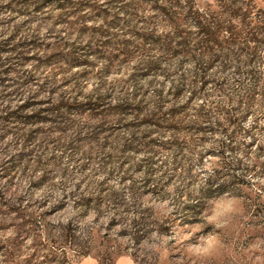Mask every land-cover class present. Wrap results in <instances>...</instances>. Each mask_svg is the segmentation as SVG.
I'll list each match as a JSON object with an SVG mask.
<instances>
[{"label": "rangeland", "instance_id": "1", "mask_svg": "<svg viewBox=\"0 0 264 264\" xmlns=\"http://www.w3.org/2000/svg\"><path fill=\"white\" fill-rule=\"evenodd\" d=\"M245 5L264 16V0H0V264H264L263 48L200 56L187 15ZM182 76L179 102L198 92L212 130L175 151L145 117ZM214 172L225 187L185 220ZM221 201L233 210L217 227Z\"/></svg>", "mask_w": 264, "mask_h": 264}, {"label": "trees", "instance_id": "2", "mask_svg": "<svg viewBox=\"0 0 264 264\" xmlns=\"http://www.w3.org/2000/svg\"><path fill=\"white\" fill-rule=\"evenodd\" d=\"M253 9V7L248 5L240 8L236 7L232 13L227 12L230 14L228 15L229 19L224 21L217 17L219 14L224 13L222 9L214 15L215 12L208 10V8L206 10L202 9L200 12L197 8L193 9L190 7L187 15L190 17L192 24L196 28V35L199 37V41L196 44L197 47H195L199 49L198 54L200 56L206 55L210 52L213 45H217L219 48L233 46L238 50L239 54L249 52L248 54L252 58L258 49L263 48L260 58L264 64V16L258 14ZM177 37L180 36L177 34ZM178 44L181 45V42H178ZM205 71L206 68L201 65L196 69L195 77L199 79V88L203 87L206 83ZM179 79L166 92L169 100L160 91L157 92L153 110L145 117L150 127L149 133L158 134L160 137H167L164 141L159 142V146L175 151L183 150L184 147L195 144L202 140L204 132L212 130V127L206 124V117L200 105L191 110V98H195L198 92L194 91V89H189V97L179 102L181 95L187 89L185 78L182 76ZM236 120L235 118L232 119L233 124ZM183 134L186 136L185 138L182 137ZM193 134L197 135V138L191 139L189 137ZM149 141L150 143L152 142V140ZM232 149H235V146L232 145L231 136H227L224 142L218 144L215 155L220 157L224 151ZM236 166H238L237 163L234 167ZM261 170L264 172V161L261 164ZM218 175V172H214L212 178H208L200 186L197 193L198 203L183 206L180 209L181 214L183 212L186 213L182 214L185 220L196 221V216L202 209L200 207L201 199L208 198L215 191L225 187L223 184L214 186L212 183V180ZM115 223L117 222L114 219L110 221L111 225ZM144 225L145 223L139 218L131 220L127 226L138 228ZM37 257H40V259L37 260ZM5 264H73V262L63 252L60 255L51 252L42 255L36 254L21 263L5 260Z\"/></svg>", "mask_w": 264, "mask_h": 264}, {"label": "clouds", "instance_id": "3", "mask_svg": "<svg viewBox=\"0 0 264 264\" xmlns=\"http://www.w3.org/2000/svg\"><path fill=\"white\" fill-rule=\"evenodd\" d=\"M232 210H233V207H232L231 201H227V202L221 201V202L217 203L215 206V210H214L213 215L208 218L209 222L210 223H216L217 227H221L222 224L219 223V221H221V219L223 217H225L228 213H230ZM204 243H205L206 247L203 249L198 248L197 251H205L206 252V251L210 250L215 245L216 241L214 238L210 237V238L205 239Z\"/></svg>", "mask_w": 264, "mask_h": 264}]
</instances>
